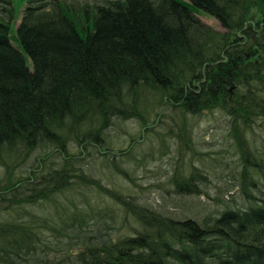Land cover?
<instances>
[{
    "label": "trees",
    "instance_id": "trees-1",
    "mask_svg": "<svg viewBox=\"0 0 264 264\" xmlns=\"http://www.w3.org/2000/svg\"><path fill=\"white\" fill-rule=\"evenodd\" d=\"M0 1V264H264V0H21L19 49L16 7ZM171 108L185 147L198 115L221 114L235 148L231 182L177 162L167 178L175 192L203 194L214 211L181 219L113 192L141 229L109 235L90 198L100 180L68 159L112 151L113 119L139 122V139ZM34 151L26 172H13ZM54 152L59 166L42 170Z\"/></svg>",
    "mask_w": 264,
    "mask_h": 264
},
{
    "label": "rangeland",
    "instance_id": "rangeland-1",
    "mask_svg": "<svg viewBox=\"0 0 264 264\" xmlns=\"http://www.w3.org/2000/svg\"><path fill=\"white\" fill-rule=\"evenodd\" d=\"M64 1L79 7L84 3L100 5L106 0ZM13 4L16 7V13L15 20L10 23V38L12 44L19 49L15 27L20 20L22 3L21 0H13ZM2 6L3 3L0 1V16L5 18L6 12ZM199 17L213 29L219 32L225 31L215 18L206 14H200ZM27 64L31 67L29 58H27ZM172 112L174 113L172 108L166 110L164 114L166 122L154 130L145 132V136L139 139L140 132H142L139 122L132 119L126 121L113 119V123L105 129V133L108 134V138H106L108 143L104 145L111 147L112 151H106V147H95L89 148V153H87L83 149L84 154L80 156V160H76L74 157L68 159L71 166L81 165L79 167L84 168V171L100 180L103 188L93 187V190H90V198L91 202L95 203L94 205L101 206L100 211H106V213L101 212L96 215V218L99 221H105L101 225V230L109 235L134 234V229L137 231L141 229V225L136 222L135 218L124 210V203L121 205L117 199L113 201L112 196H115L113 192L119 194L122 199L130 202L133 206L144 204L181 219L185 216L201 218L206 212L214 211L213 201L203 194H178L175 192L174 185L167 178L173 173L177 162L184 166L188 164L198 167L207 173L212 183L217 178L220 179V183L231 182L229 170L235 165V148L229 150L230 141L226 136V129L221 125L223 118L221 114L215 112L211 115H198L188 129L193 144L185 147L176 135V128L171 129L168 125L169 115ZM132 139H134L133 142ZM80 148L76 144L68 145L69 154L71 156L78 155ZM124 149L128 150L124 151ZM107 153L115 154V157L110 158V155H103ZM39 154L40 151L30 152L29 156L19 165L15 164L13 172L15 171L17 174L26 172L30 163L35 161L32 159H36ZM61 156L58 152L52 153L42 164V170L55 165L59 166ZM37 161L41 163L38 159ZM32 166L35 168L34 164ZM118 168L128 172V175H122ZM203 187L210 188L209 184ZM214 193L215 190L210 188L209 195L212 196ZM27 208L38 213L42 212L45 207L42 204L34 203L27 204ZM111 210L116 213L113 222L109 215V213L112 214ZM50 212L52 211L50 210ZM4 216L5 214H0V219ZM46 235L50 236L49 233Z\"/></svg>",
    "mask_w": 264,
    "mask_h": 264
}]
</instances>
